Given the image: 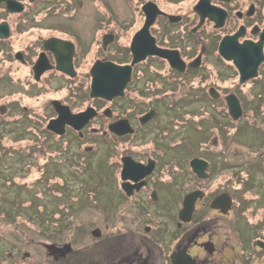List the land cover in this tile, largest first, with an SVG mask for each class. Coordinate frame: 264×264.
<instances>
[{"label":"flooded vegetation","instance_id":"obj_1","mask_svg":"<svg viewBox=\"0 0 264 264\" xmlns=\"http://www.w3.org/2000/svg\"><path fill=\"white\" fill-rule=\"evenodd\" d=\"M80 31L84 42L77 40ZM226 37L239 44L262 41L255 77L240 82L233 60L219 51ZM233 48L226 44L225 54L235 55ZM216 61L225 67L221 73ZM262 65L264 0H0V145L8 139L34 154L49 149L47 141L73 134L86 141L92 133L99 137L96 146H105L100 157L113 179L112 186L102 179L86 194L92 200L85 208L83 243L43 237V253L33 264H264V249L257 245L264 241V205L250 209L251 234L235 228L234 212L245 216L251 199L257 200L246 192L256 184L249 169L241 175L226 166V176L211 155L192 154L185 170L175 150L186 114L229 113L230 95L242 114L264 113ZM115 66H131L123 94L92 97L93 71L107 78ZM219 74L237 84L218 83ZM77 82L88 84L80 89ZM87 108L94 111L80 130L64 119L68 111ZM59 115L61 135L47 128ZM121 120L133 131H113ZM93 144L85 150L95 149ZM194 158L207 162L204 176L191 169ZM221 176L227 177L225 187L216 184ZM232 182L241 185L233 188ZM255 189L262 200L264 174ZM235 190L242 192L240 200ZM189 194L194 201L186 220L180 213ZM219 195L231 197L226 213L222 202L218 209L211 206ZM33 245H24L31 249L22 252L23 261L35 257ZM16 255L0 253L1 264H24Z\"/></svg>","mask_w":264,"mask_h":264},{"label":"rangeland","instance_id":"obj_2","mask_svg":"<svg viewBox=\"0 0 264 264\" xmlns=\"http://www.w3.org/2000/svg\"><path fill=\"white\" fill-rule=\"evenodd\" d=\"M78 35L77 40L84 42L83 32L80 31ZM96 38L97 34L92 42H95ZM95 49L92 46L90 53L94 55ZM216 66L219 73L225 69L222 62L216 61ZM260 69L264 75V65ZM217 82L231 85L237 84V79L233 77L224 81L219 74ZM77 83L80 89L88 84ZM260 83H264V76ZM191 106L193 107L194 103ZM237 120L241 121L240 125L232 121L228 113L210 114L197 111L186 114L182 124L183 131L178 135L179 141L175 142V150L185 159L181 163L183 169L187 170V159L190 155L204 157L209 154L214 162L223 163L220 173L229 176L230 170L226 166H233L234 171H242L241 175H244V169H249L258 184L264 174L261 172V168H264V113L241 114ZM89 134L90 137L86 141L76 140L74 134L67 135L68 139L62 141H47L45 143L49 149L42 148L41 153L37 151L34 154L29 153L28 147L24 150L20 148L21 144L8 139H5L3 146L0 145V251L17 253L16 259L22 260V252L31 249L24 245L27 242L33 243L37 248L35 253L32 252L35 257L22 260L24 264H33L34 260L38 259L36 254L41 256L42 251L38 247L43 237H58L59 241L72 238L75 247L83 243L84 230L87 228L85 218L88 213L85 208L92 200L86 194L90 187L100 185L102 179L106 186H112L113 180L108 179L112 178V171L104 156L100 157L104 154L105 146L99 144L97 147L99 137ZM211 137L213 139L208 141ZM92 142H95V149L86 151L85 147ZM11 143H15L12 145L15 149L11 148ZM30 147H36V150L39 148L34 145ZM204 147L210 150L204 151ZM247 164L254 166L248 167ZM226 176L217 177L216 184L219 187L228 185L222 181ZM233 183V188L241 185L238 182L235 185ZM256 184L252 186L254 190H246L248 193L253 192L252 196L257 199H251L252 204L246 210V215L242 217L238 210L234 212L237 217L235 228L242 234L252 232L248 227V221L252 222L248 216L250 209H253L254 205H264V192L261 193L262 200L254 195L259 191L255 189ZM235 191L240 200L243 197L242 192ZM244 197L248 198V195ZM51 212L56 213L52 218Z\"/></svg>","mask_w":264,"mask_h":264},{"label":"water","instance_id":"obj_3","mask_svg":"<svg viewBox=\"0 0 264 264\" xmlns=\"http://www.w3.org/2000/svg\"><path fill=\"white\" fill-rule=\"evenodd\" d=\"M234 37H226L221 42V45L219 46V51L222 54L225 59L233 60L234 64L237 66L240 72V82H244L245 80L252 78L257 75V67L259 63L263 59L262 55V41L252 43L245 41L244 43H237L235 42ZM234 41V42H233ZM233 43L234 44V52H237L232 57L229 55H226L224 52V47H226V44ZM232 50V48H229ZM136 59V57H134ZM134 59V60H135ZM134 62V61H133ZM116 73L107 78H102L98 76L96 71H93V80L91 82V96H104V91H112L111 94H106L105 96L110 97L114 94H123V87L128 82L129 79V71L131 66H115ZM119 69L125 70L121 71V77L119 73ZM92 70H95V66ZM228 104H229V113L234 118L237 119L241 115V109L239 106L238 100L235 98V96H228ZM94 110L92 108H87L85 111L77 113V114H71L69 111L67 112L64 119H68V123L75 127V129L80 130V127L86 122L88 117L90 116L89 112H93ZM148 117V114L146 115ZM60 124V127L56 126L57 124ZM61 122V115L58 116L54 122H50L47 125V128L49 130L54 131L57 134H62L64 132V127ZM113 131H115L118 134H124L127 132H132L133 129L129 126L126 120H121L117 122L113 128H111ZM81 134V133H80ZM190 165L193 170L197 171L200 176H204L203 173H201L203 170L206 169L207 162L203 159L194 158L190 161ZM134 166L131 167V169ZM128 169V167H127ZM193 201L194 199L191 197V195H187L185 206L182 209L180 216L181 218H185L186 220H189L188 215L191 214L193 209ZM221 202L224 204L221 206ZM211 206L213 208H219L221 206V211L223 213H226L228 209L231 206V197L230 196H224L219 195L215 197L212 201ZM226 207V208H225ZM187 215V216H185ZM185 216V217H184ZM257 244L264 248V242L258 240Z\"/></svg>","mask_w":264,"mask_h":264},{"label":"trees","instance_id":"obj_4","mask_svg":"<svg viewBox=\"0 0 264 264\" xmlns=\"http://www.w3.org/2000/svg\"><path fill=\"white\" fill-rule=\"evenodd\" d=\"M249 186H250V184H248V185H247V188H246V190H248V189H249ZM249 201H250V200H249ZM263 211H264V210H263Z\"/></svg>","mask_w":264,"mask_h":264}]
</instances>
